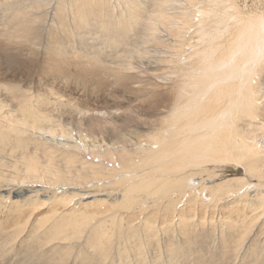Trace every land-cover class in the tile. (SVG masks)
<instances>
[{"label":"bare ground","instance_id":"obj_1","mask_svg":"<svg viewBox=\"0 0 264 264\" xmlns=\"http://www.w3.org/2000/svg\"><path fill=\"white\" fill-rule=\"evenodd\" d=\"M0 37V68L55 47L140 105L74 140L0 80V264H264V0H0Z\"/></svg>","mask_w":264,"mask_h":264},{"label":"rangeland","instance_id":"obj_2","mask_svg":"<svg viewBox=\"0 0 264 264\" xmlns=\"http://www.w3.org/2000/svg\"><path fill=\"white\" fill-rule=\"evenodd\" d=\"M44 44H47V42H45ZM1 45L4 46L2 37H0V46ZM40 49L41 50H38V46H33V48H31V49L25 48L24 52H19V54L21 56L20 59L23 60L22 62H25L24 66H26V65L27 66L23 67L21 69H18V68L15 69V67H14L15 70L14 69H8L7 67L3 66V68H0V80L4 81V83H12V84L17 83L15 85H18L23 91L24 90L25 91L30 90L33 95H35V93H40L39 95L46 94V93L49 94V95L45 96V98H47V99H43L44 102H46V101L53 102L54 97L51 95L50 92H52V93L57 92V94L60 96V99L63 98L61 100H64L67 102H63V104H58L54 108H49L46 110V112L50 113L51 115H54L55 117H59V120L61 122H63V124L66 125L67 128H71V131H72L71 135H72V138L74 140H79L78 133L79 134H80V132L86 133L89 131L94 132L96 137L98 139L100 138V140H101L103 134L105 133V131L107 129H110L112 131H116L117 129L122 128L121 126H123V125L121 123V120L118 118H114L112 115H110V113L113 111V109L115 107H118V109L124 108V109H126V111L128 113L130 112L129 114H131V115L133 113V112L131 113V110H133V109L135 110V108H137V107H139V109H140V105H138L137 107L134 108V105L132 104L133 102L132 101L130 102L128 100V97L130 96L129 91H121V90H118V88H116V86L114 84L113 85L108 84L111 82V80L109 79L108 74L105 71H103V68L98 69V67H96V68L93 67L94 70L92 69L91 71H89L88 70L89 69L88 63H86V66H87V67L85 66L86 68L81 69V67H80L78 69L75 67V65L79 64L78 59L74 60L77 63L76 64L73 61V59H70V60L65 59V55H63V54L61 55L62 56L61 59L51 57L50 56L51 52L56 53V51H57V49L55 47H53V48L49 47L47 50H45L46 45H44V47H42ZM22 55H24V57ZM25 57H26V59L28 58V60L32 59L34 61H32V60L28 61L27 60V62H26V59L24 60ZM35 60H37V62ZM59 60H62V61H59ZM28 62H30V63H28ZM35 62H36V64H35ZM66 66L67 67L72 66L73 68H70V69L71 70L73 69L72 72L74 74L77 72L76 74H78V75L83 74L82 77L93 78L94 80L85 82L83 84L82 83L76 84L75 81H73L72 84H68V83L62 84V83H59V81H54L51 78L52 77L51 74H54V70L57 68H60V67L67 68ZM32 67H35V68L33 69ZM25 68H27V69H25ZM18 70H20V71H18ZM67 70H69V69H67ZM95 70H97V71H95ZM31 72H33V73H31ZM27 73L30 74L31 76L35 75V77L33 76L34 80H33V77H31ZM85 74L86 75L88 74V75L86 76ZM4 77H6V78H4ZM29 77L32 79H30ZM41 77H44L45 81L42 80ZM104 78H105V80H104ZM5 80H7V81L5 82ZM103 81H105V82H103ZM31 83H33L32 89H31V87H29V86H31ZM57 84H58V86H56ZM44 85H46V86H44ZM77 85H79V86H77ZM81 85H82V87H81ZM47 87L49 88L48 89L49 91L46 89ZM39 90H42V91H39ZM113 90H115V91H113ZM42 92H44V93H42ZM63 94L65 96H63ZM41 97L42 96H39V99H41ZM0 101H2V103L10 104L11 102H10L9 94L7 92L0 93ZM139 109H137V110H139ZM134 114H136V113H134ZM104 115H106V116H104ZM137 115L138 114L133 115L136 117V118L134 117L135 120H138L137 118L140 119V117H142V120L146 119L147 121L157 119V115H155V114H148V115H145V117L142 115H140V116H137ZM119 124H121V125H119ZM89 125L91 127H89ZM101 125H102V127H101ZM118 126H120V127H118ZM138 132L145 133V131L142 129H138ZM87 156H88L87 158H89V159L91 158L90 155H87ZM90 201H92V199L86 200V202H90ZM46 212H47V210H41L40 212L36 213L35 218H34L35 219L34 222L39 223L41 219H44L47 215ZM42 221H44V220H41V222ZM11 256L15 257L16 254H13ZM12 262H14V261H12Z\"/></svg>","mask_w":264,"mask_h":264}]
</instances>
